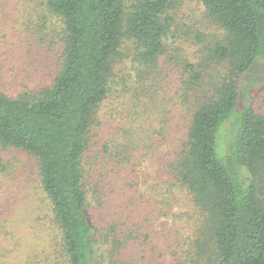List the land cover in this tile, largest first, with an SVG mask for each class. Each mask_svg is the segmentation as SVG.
Instances as JSON below:
<instances>
[{
    "label": "trees",
    "instance_id": "16d2710c",
    "mask_svg": "<svg viewBox=\"0 0 264 264\" xmlns=\"http://www.w3.org/2000/svg\"><path fill=\"white\" fill-rule=\"evenodd\" d=\"M10 2L9 22L21 37L22 6L42 21V43L53 17L61 22L60 67L50 83L11 91L0 80V146L37 159L56 225L50 237L61 245L54 264H103L108 251L118 264H137L136 222L124 220L121 237L115 219L108 227L115 249H106L90 207L107 201L135 215L143 201L136 189L119 198L113 174L140 151L158 150V136L169 149L159 159L161 214L179 196L196 210L193 245L174 264H264V114L250 105L236 111L240 79L264 56V0H200L221 30L196 62L171 41L173 0ZM232 118V143L221 156L218 133Z\"/></svg>",
    "mask_w": 264,
    "mask_h": 264
},
{
    "label": "rangeland",
    "instance_id": "374dc122",
    "mask_svg": "<svg viewBox=\"0 0 264 264\" xmlns=\"http://www.w3.org/2000/svg\"><path fill=\"white\" fill-rule=\"evenodd\" d=\"M133 1L136 0H129V3ZM173 2L174 6L170 10L174 18L171 41L179 44L186 59L199 61L204 57L206 45L212 43L215 34L221 29L209 20L200 0ZM31 4L34 5L32 2ZM10 11V0H0L2 85L16 91L26 85L50 83L60 67L58 50L61 42V22L53 17L54 27L50 26L45 30V41L42 43L37 28L42 21L38 19L37 13L26 17V10L22 6L21 37L19 28H11ZM16 44L19 45V50L15 48ZM122 67L123 65L118 71ZM128 72L136 75L134 67ZM239 88L236 111L250 105L255 111L264 114V56L257 58L245 72L239 81ZM145 120L152 127H158L155 119L146 116ZM235 122L236 118H232L220 128L218 151L221 156L230 149ZM107 128L114 127L109 125ZM158 137V150L140 151L133 165L121 167L118 174H113L115 182L122 187L116 191L119 198L133 197L136 189V196L143 201L137 206L135 215L129 211L119 214L116 211L119 206L108 204L107 201L101 205L92 200L90 207L92 221L105 230L103 239L106 249H115L113 234L108 228L115 219H122L117 227L121 237H124V233L120 232L125 224L124 220L127 222L129 218L136 222V229L133 231L137 232L139 238L134 244L133 257L137 264H174L184 258L195 238L193 223L196 210L193 211L194 208L190 207L185 198L176 197L171 212L167 215L161 214L165 211V204L160 200L167 197V194L162 186L161 190L158 186L161 181L159 159L169 149L161 137ZM108 170L112 171L110 168ZM247 176L248 173L243 174V178ZM39 182V169L34 156L25 150L0 146V264H54L53 254L58 256L61 252V245L58 246L56 240L50 237V233L56 230V225L52 221L50 205ZM128 183L135 186L128 187ZM146 233H149L148 236ZM116 255L118 253L111 256L108 251L103 264H118Z\"/></svg>",
    "mask_w": 264,
    "mask_h": 264
}]
</instances>
